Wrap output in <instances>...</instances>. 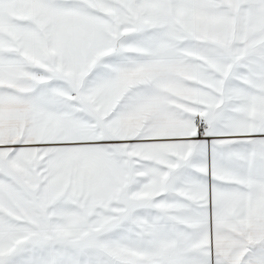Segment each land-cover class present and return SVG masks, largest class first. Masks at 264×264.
I'll return each mask as SVG.
<instances>
[{
    "label": "snow or ice",
    "instance_id": "6c2138e0",
    "mask_svg": "<svg viewBox=\"0 0 264 264\" xmlns=\"http://www.w3.org/2000/svg\"><path fill=\"white\" fill-rule=\"evenodd\" d=\"M0 264H264V0H0Z\"/></svg>",
    "mask_w": 264,
    "mask_h": 264
}]
</instances>
